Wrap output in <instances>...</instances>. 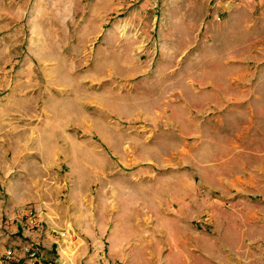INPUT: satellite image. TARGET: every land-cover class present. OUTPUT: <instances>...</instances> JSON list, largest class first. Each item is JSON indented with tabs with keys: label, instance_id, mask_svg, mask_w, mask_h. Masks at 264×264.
Masks as SVG:
<instances>
[{
	"label": "rangeland",
	"instance_id": "1",
	"mask_svg": "<svg viewBox=\"0 0 264 264\" xmlns=\"http://www.w3.org/2000/svg\"><path fill=\"white\" fill-rule=\"evenodd\" d=\"M0 115V264H264V0H0Z\"/></svg>",
	"mask_w": 264,
	"mask_h": 264
},
{
	"label": "crops",
	"instance_id": "2",
	"mask_svg": "<svg viewBox=\"0 0 264 264\" xmlns=\"http://www.w3.org/2000/svg\"><path fill=\"white\" fill-rule=\"evenodd\" d=\"M26 99V97H24ZM7 110L12 118L13 107ZM12 111V112H11ZM1 117V115H0ZM28 125V126H27ZM31 125V124H30ZM16 123L12 120L0 119V211L8 208L12 198V178L16 177V161L18 159H32L33 156V128L25 121L24 127L16 130ZM28 130V131H27ZM18 143V149L14 145ZM12 217V216H11Z\"/></svg>",
	"mask_w": 264,
	"mask_h": 264
},
{
	"label": "built area",
	"instance_id": "3",
	"mask_svg": "<svg viewBox=\"0 0 264 264\" xmlns=\"http://www.w3.org/2000/svg\"><path fill=\"white\" fill-rule=\"evenodd\" d=\"M54 232H57V231L54 230ZM69 232L66 230L65 232L61 233L62 237H64V238L68 237ZM28 252L30 253V258H29L28 264H38L39 253H38L37 249H34L33 247H31L30 249H28ZM13 256H14V252L12 250H10L6 253V259H8V260H11Z\"/></svg>",
	"mask_w": 264,
	"mask_h": 264
}]
</instances>
